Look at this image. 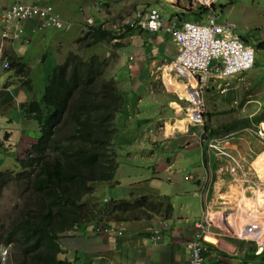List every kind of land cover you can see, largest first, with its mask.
I'll use <instances>...</instances> for the list:
<instances>
[{
  "label": "crops",
  "instance_id": "0c3cea01",
  "mask_svg": "<svg viewBox=\"0 0 264 264\" xmlns=\"http://www.w3.org/2000/svg\"><path fill=\"white\" fill-rule=\"evenodd\" d=\"M11 1L0 0V9L5 8ZM19 1L39 5L51 4L55 12L65 20L71 21L69 28L65 30L48 27L35 31L31 28L36 22L26 21L22 23L23 37H26L28 41L5 39L2 42L0 39V63L5 58H11L15 63L20 61L25 64V67L28 66L38 79L40 86L37 89L38 92L42 90L54 65L61 62L69 47H72L77 38L82 35L87 19L109 26L116 19L126 16L134 2V0ZM158 1L155 5L161 10L165 20L169 23H177L179 19L176 13L181 12L180 6L169 2L162 4V0ZM226 1L225 4H220L224 7L217 14L218 20L234 22L237 34L250 44L247 37H243L241 33L244 29L241 23L229 17L226 5L230 1ZM124 2H128V11L122 14L120 8ZM131 45L137 47V58L131 72L139 77L143 75V82L148 83L149 86V74L155 70L154 67L163 65L176 54V45L167 34L163 33H140ZM114 69L116 70V66ZM20 74L25 73L20 72ZM221 84L220 80L212 76L203 92L206 129L212 132V135H225V138L230 136L224 143L225 148L228 147L227 151L230 150L231 153L241 156L244 160L247 156L254 155L248 166L244 163L245 173H249L250 169L253 176L262 180L259 183V189L252 190L240 179H231L227 174H220L216 164H213L215 167L213 165L204 166L201 162V149L195 138H189L188 143L186 140L174 139L168 143L170 147L164 149V152L168 150L172 152L176 147L179 148L187 143V146L183 148L184 157L194 158V160L200 157L194 188L187 189L192 191L200 205L198 207L199 217L206 199L207 186H209L207 196L209 206L212 207L221 202L220 208L231 212L227 219L234 225L229 232H237L238 236H231L228 229L208 236L209 239L204 248V264H264L263 256L252 257L253 249H256L255 254H258L261 249L254 240L261 243L264 248V138L256 142L251 129L254 123L259 124L256 128L264 126V61L258 63L255 57L253 68L229 79V87L226 90H223ZM144 87L146 88L145 85ZM30 95L31 92L17 82L13 69L5 70L0 65V130L2 134L4 130L18 131V118L13 111L14 99L30 98ZM131 95L132 93L128 96L129 104L126 109L131 117L135 118V113L143 112L147 106L142 105L141 95L137 99V104H133L134 100ZM148 115L137 119L138 124L142 125L143 131L151 129L154 131V122ZM248 131L249 136H244ZM255 133L257 134L256 131ZM19 138L20 141L29 139L23 136ZM153 138L154 136L151 135V139ZM246 138L248 141L245 140ZM235 143H242V148L238 149ZM244 143L248 146L252 143L253 147H243ZM180 150L182 149H177L174 155H177ZM0 154H3L1 150ZM168 155L170 158L173 153ZM156 159H159L161 168L166 169L170 166L169 162L164 163V158L156 156ZM140 180L144 181V189L141 193L132 191L131 196L162 194L158 189L146 186L147 178H140ZM198 219L193 215L177 213L174 209L167 219L152 216L142 220L116 222V226L122 230L120 237L98 236L99 234L94 232L80 229L75 237H67L63 240L64 254L71 264H186L188 258L186 240L192 235ZM154 233L155 236L160 237L154 238Z\"/></svg>",
  "mask_w": 264,
  "mask_h": 264
},
{
  "label": "clouds",
  "instance_id": "9594fccd",
  "mask_svg": "<svg viewBox=\"0 0 264 264\" xmlns=\"http://www.w3.org/2000/svg\"><path fill=\"white\" fill-rule=\"evenodd\" d=\"M162 4L163 3H172V4H178L180 6V8H184V10H190V9H198V8H204L206 9V14L204 15L203 19H197V20H190L186 17L187 15V11L181 9V12H177L176 16L178 17L179 20H177V23H169L167 20H165V16L162 14L161 10L155 5L157 4L159 1L158 0H153V2H147L145 3L141 8H138L136 10H134L133 12H131L128 16H124V17H128L123 19L119 24H117L118 19H116L111 25L109 26H104L101 23V27L106 28L108 31L111 32V35L108 36V40L105 39H99L95 44L93 45H89L87 46V42H89L91 40V38L88 37L89 33H90V26L94 25L95 22L92 21V19H87L83 33L80 37L77 38V40L74 42V45L72 47H69V50L66 54V56L61 60V62H59L58 65H54V68L52 69L51 73L48 75L46 82L42 88V90L40 92L37 91V89L40 87L39 86V82L38 79L36 78V76L34 75V73L31 72V69L27 67H25V64L17 61L18 63L14 62V59L11 58H5L4 60L1 61L0 65L3 69L5 70H10L13 69L14 75L16 77L17 82L23 86L28 92H31L30 98H19V99H14L15 102H13L14 106H13V111L15 112L18 120V131L16 130H4L3 132V137L0 139L1 143H3V145L0 144V146L2 148H0V150L2 151L3 154H0L1 156V162H0V166L1 169L0 171H5V170H14L16 172H18L20 170V165L18 160H20V158L25 157V155L27 154V152L22 151V152H18L21 150V147H28L31 146L34 142L37 141L38 138L42 137L44 134V130L51 125V123L45 124L42 122V120L44 122H47V120H45V115L46 113L43 112L40 117L42 118V120H36L33 116L36 114H38V111L36 110V107H38L39 109L46 108V103L43 102V97L45 92L47 91V88L50 85H58L59 86V80L58 77L59 74H61L63 77L62 78H67L69 77L70 81H71V85L74 88H83L85 90V94L86 95H91L92 89L94 87H96L97 85H101L103 84L102 80H111L114 81L116 83V86L120 92V95L122 96V104L123 102H126L124 100L123 96H129L130 93H132L131 97L133 98V104H137V99L140 96L139 92L133 87L134 84L137 82H141L143 84V86H149L148 83H144L143 82V75L142 76H138V75H134L131 70H132V66L135 64L136 62V50L137 47L136 46H132L131 43L135 41L136 36L140 33L143 32H152V33H163V34H167V36L172 40V42L176 45V54L175 56L165 62L163 65H159L154 67L155 71L161 75V78L164 76H168L173 83H177L178 85H180L182 88H184L186 91L189 92L188 87L186 85V82L183 78L179 77L176 75V72L173 71L172 69V63L175 61L177 55L179 54V45L177 44V42L173 39L172 35L166 31L164 29V27H171V28H177L180 29L182 26V23L187 22V23H191V24H199V25H205L208 21V19L210 17H213L215 22L217 23H231L234 25L233 28V34L240 40V42L246 46L249 47L252 50V54H253V65L243 71V72H239V73H235L229 77L226 78H222L217 76L215 73L211 72L208 76L207 79L205 81L204 86L202 87V90L200 92V101H201V110H202V121L201 123H193L191 121V119H189V121L187 122V124H185V126L183 128H180L178 126H175L172 130L171 133L167 132V124H172L174 125V122L176 120V117H187L189 116V114L192 112L191 109H193L195 106L193 105V103L190 101V97H186L183 96L181 97L177 92H172L170 91L167 86L164 84L163 82V78L161 79L163 82V86L165 89V91L168 94H174L176 97V99L178 101H183L184 105L181 106L179 103H177L175 100L171 101L170 103H168V106L166 108L164 112H166L168 109L173 110L174 112V116L171 117L170 119V123H166V121L163 122L162 126H158V129L162 130L161 132V136H160V143L161 141H164V144L166 143L165 141L169 140L167 142V144L172 141L173 139H176L175 137V131L177 135H180V137H182L181 139H177V140H186L188 141L189 138H195L199 144V148L201 149V162L203 163L204 166H211L213 164L217 165V170H219L220 174H227L229 178L231 179H240L241 181L247 183L252 190H257L259 189V186L262 182V180H260L259 178L253 176V174L251 173L250 169H249V173H245V167L248 166V162H246L241 156L242 159H237L236 158V154L231 153L230 151H227L225 148L224 143L227 141V139L230 137L228 136V138H225V135L222 136H216V135H212V132H208L206 129V123H205V118H204V103H203V99H202V95L203 92L207 86V82L210 79V77H215L216 79L220 80L222 82L221 86L223 88V90H226L229 87V79H231L232 77L241 75L243 73H245L246 71H249L250 69L253 68L254 64H255V53L256 50L254 48V46L250 43H247L241 36H239L236 32V24L234 22L231 21H226V20H218L217 18V12L219 11L218 7H216V3L218 2V0H215L212 4H210L209 6H204L200 3H196L195 5L191 4V0H186L185 4H184V0H162ZM35 5L38 6L44 10L47 11V16L49 18H53L54 22H51L50 24H45L43 25L42 22L44 20V17H42V19L40 18H35V17H30V18H19L17 16H12L10 18H7V13L11 10L12 6L15 5ZM214 6V8H213ZM221 7H224V5H220ZM151 9H155L157 10V12L159 13V16L162 19V25L156 29V30H149L146 26H141L138 23L139 20V16H137L138 14H143ZM141 16V15H140ZM48 18V19H49ZM26 21H34L36 22L35 25L31 28L32 31H35L36 29H43V28H48V27H53L56 29H60V30H65L68 29L70 26V22L68 20H65L63 17L60 16V14H58L57 12H55L53 6L51 4L49 5H39L36 3H27V2H22L19 0H12L10 3H8V5L3 8L0 9V39L3 42V40L5 39H11V40H19V39H23L25 41H28V39L26 37H23L24 35V29H23V22ZM117 24V25H116ZM260 43H264L263 40H260L259 45L258 46H262V48L264 47V45H260ZM73 47H75V50H79L81 47L85 48L86 50H94L93 55H91L90 57L87 58H82L80 56H78L75 52H73ZM78 60V61H77ZM121 61H124L126 64V68H125V72L123 74V76H121V78H110L106 75H112V72H115L114 67ZM74 63V66L71 69V64ZM91 63V64H90ZM83 64V65H82ZM23 67H25V69H23ZM105 67L108 70H105ZM20 69V70H19ZM61 69V70H60ZM15 71L17 73H15ZM133 71V70H132ZM20 72H23L25 74H20ZM73 72H76L77 75H74ZM127 75V76H126ZM73 77H75L73 79ZM21 79H23V81H20ZM160 79V76H159ZM31 81H33V83H31ZM125 85H123V83H125ZM150 82V80H149ZM75 83V84H74ZM74 84V85H73ZM151 84V82H150ZM132 86V89H131ZM140 90V87H139ZM148 94V93H147ZM146 96V94H145ZM141 97L143 98L144 95H141ZM93 98V97H92ZM141 98V100H142ZM28 100H31L29 106H31V111L29 114H26L24 111V107L20 104V103H25ZM129 98L127 100V104H129ZM177 103L178 108H179V112L176 111V107H173L171 105V103ZM122 104L120 109L114 114V118H113V123H114V128H115V132L117 131V127H116V123H115V118H116V114L121 110L122 108ZM159 112V111H158ZM156 119L155 120H159L161 118H159V113H157ZM168 112L164 114V117H168ZM27 117V118H26ZM136 118V116H135ZM160 121V120H159ZM23 122V123H22ZM154 123H156L153 120ZM44 124V125H41ZM198 126V127H197ZM166 127V128H165ZM257 135L259 136V138H263L262 136H264V126L262 127H258L257 128ZM222 130H225L224 128H222ZM152 131V129H151ZM260 131V132H258ZM40 132L39 137L38 134ZM150 131H148L149 133ZM12 133L15 134V136L13 138H11ZM28 134L29 135V139H21L22 141H20V136L24 137V134ZM146 131H143V129H141V146L143 148L144 151L150 153L149 155L153 154V152H155V149L157 148V146H150V143L146 140H144L143 136L145 135ZM179 133V134H178ZM114 137V135H113ZM112 137V140H113ZM170 137V138H169ZM11 140V141H10ZM155 140V139H154ZM157 140V139H156ZM4 141V142H3ZM159 142V141H158ZM4 143H7L9 146H6ZM148 144V145H147ZM163 144V145H164ZM209 144L211 145H215L217 148H210ZM113 148L115 150V158H116V167L113 171V175L111 177V179L105 180V181H92L90 182L89 186H90V190L84 194L80 199L82 201V203L86 204V205H91V210L89 211L88 214V219L81 222L80 225L76 226L75 228H73L70 231H67L64 235H62L60 237V243L62 246V252L58 254V258L59 259H63L66 260L69 264H71L70 260L67 259V257L65 256V248H64V244H63V240L67 237H75V234L79 233L80 229H83L85 231H91L94 232L96 234H99L98 236H105V235H112L114 237H120L122 236V230L120 228H118V226H116V222L122 221H132V220H137V219H145V218H150L152 216L154 217H160L163 219H167L170 217V215L173 213L174 207L172 206V211L170 213V215L168 217L163 216L162 214H154L151 212L146 211L145 209H141L140 211H142L144 213L143 217H139L138 215H135L134 213H136L137 211H135L133 213V217H136L135 219H128V220H114L112 219V217L108 214H105L101 211V207L106 206V205H117V203L119 202V200L121 199H134V198H138L140 196H149V197H163V195H156V194H142V195H136V196H131V194H129L128 198H118V197H112L111 195L108 194V185H117L118 180L115 179V175L117 173V171L119 170V163H118V151L116 149V146L113 145ZM187 145L183 144L181 147H176L172 152L171 151H166L164 152V149L166 147H162V151L165 153H163V157L164 155L166 156V162H169L171 159L169 158L168 154L174 153L177 149H183L185 148ZM152 147V148H151ZM218 151H223L225 152V156L220 157L219 155H217L216 153ZM178 153V152H177ZM162 154V153H160ZM227 154V155H226ZM156 156H159L158 154L153 155L152 157L156 159ZM161 157V156H159ZM252 160V159H251ZM251 162V161H249ZM244 163L246 164V166L244 165ZM213 167H215L213 165ZM233 168L232 171L229 170V168ZM242 167V169H241ZM185 179H189V180H194L195 176H193L192 174L186 175ZM207 190V194H206V199L204 201L203 207H202V212L201 215L198 219V221L196 222L197 224L195 225V228H193V233L192 235L186 240V247H187V242L192 240L195 232L197 231V229L199 230L200 226L199 225H203L206 226V221L209 220L211 222L210 227L208 228L207 232H202V228H200L201 230V237H200V241L202 242L203 247L205 248V243L206 241L209 239L208 236L212 235L213 233H217L219 231H223L224 229H228V233L232 236H238L237 232L236 233H232L229 232V230L231 231V228L233 227L232 225H234V223L232 221H229L227 219V217L230 216L231 212L229 210H223L220 208V205L222 204L220 202V204H216L214 206H209L208 203V193H209V186H207L206 188ZM167 199L170 201L171 198L167 197ZM221 200V199H220ZM229 211V212H228ZM116 213H119V211H115ZM114 212V213H115ZM162 222H164V220H160ZM228 224V225H226ZM199 227V228H198ZM156 233V231H155ZM155 233L153 234L154 238H159V235L155 236ZM256 242V245L259 246L261 249L259 251L258 254H255L256 249H254V254L255 255H260L264 257V248L263 245L261 243H258L256 240H254ZM9 244L6 245H0V261L3 262L5 261L6 256L9 254ZM263 248V249H262ZM188 250V248H187ZM188 258H189V250H188ZM187 258V261H188ZM202 259H203V264H204V249L202 250ZM2 264V263H1ZM187 264V262H186Z\"/></svg>",
  "mask_w": 264,
  "mask_h": 264
},
{
  "label": "trees",
  "instance_id": "16d2710c",
  "mask_svg": "<svg viewBox=\"0 0 264 264\" xmlns=\"http://www.w3.org/2000/svg\"><path fill=\"white\" fill-rule=\"evenodd\" d=\"M186 11L190 20H202L206 14L204 8ZM110 35L101 23H94L86 45L108 40ZM57 77L59 86L50 85L44 94L46 108L36 107L38 114L33 116L42 120L40 115L45 112L47 122H42L51 125L18 160V172L0 171V187L10 178L16 182V197H23L12 219L5 227L0 225V245H12L18 251L16 264H69L58 258L62 252L59 239L88 219L92 206L80 198L90 190V182L111 179L116 167L113 118L122 104L116 83L103 79L88 96L83 88H74L69 77ZM142 208L166 217L172 211L166 196L121 199L117 205L101 207V211L114 220H128L135 219L133 213Z\"/></svg>",
  "mask_w": 264,
  "mask_h": 264
},
{
  "label": "rangeland",
  "instance_id": "374dc122",
  "mask_svg": "<svg viewBox=\"0 0 264 264\" xmlns=\"http://www.w3.org/2000/svg\"><path fill=\"white\" fill-rule=\"evenodd\" d=\"M148 1L153 2V0H139V1L134 0L130 12H128L126 15L128 16L134 10L141 8ZM229 1L232 4L231 5L229 3L226 5L227 6L226 10L228 11L229 17L236 19L241 23L242 27L244 28L241 30L243 37H247L248 41L254 46L256 50L255 53L256 61L258 63L263 62L264 48L258 45L260 40L264 41V0H229ZM185 2L186 0H184V4ZM226 2H227L226 0H218V2L216 3V7H218L219 9L217 14L223 10V7H221L220 4H225ZM103 6H105L104 3ZM181 9L184 10V8ZM126 11H128V2L127 3L124 2L123 6L120 8V12H122V14H124V12ZM128 17H124V16L120 17L117 21V24H119L123 19ZM186 17L189 16L186 15ZM72 50L82 58L90 57L91 55H93L92 52H94V50H89V49L86 50L85 48L82 47L79 50H75V47H73ZM125 68H126L125 62L121 61L116 65L115 72H112V75H106V76L114 79L121 78V76H123L125 72ZM105 70L108 69L105 67ZM10 73L12 72L10 71ZM162 78L160 74H158L155 70H152L149 74V79L151 82L150 86H146L145 88L141 82H137V81L134 84L133 87L139 92L140 95L146 94V96L142 98L141 102L142 105L146 104L147 106V109L143 110V112L139 111L135 113L136 118L134 117L132 118L129 111H127L126 106H127L128 97L123 96L126 102H123L121 110L116 114L115 123H116L117 131L114 134L112 140V144L116 146L119 156L118 163L120 167L115 175V179H117L118 182L117 185H108L107 187L109 191L108 194L111 195L113 198L114 197L128 198L129 194H131L132 191H137L138 193H141L142 190L144 189V181H141L140 178H147L146 186L148 187L152 186V188L158 189V191L162 193L161 195L170 197L171 200L169 202L171 205H173L177 213L183 215H189V216L193 215L199 218L198 207L200 205L197 202V199L193 196L192 191L187 190L190 187L194 188L195 179L194 180L185 179V176L189 174H192L193 176H197V171L200 165V157H198L196 160H194V158L186 159L184 157L183 149H182L178 152L177 155L170 156L171 159L170 166L167 167L166 169L161 168L159 166L160 163L159 159H155L152 157L155 154H158L159 156L163 157L164 152L162 151V147H166L165 149H169L168 148L170 147L169 144L167 143L164 144V141L163 142L161 141L160 143V136L162 130L161 128L159 130L158 126L159 127L162 126L164 121H166V123H170L169 121L171 117L174 116V112L171 109H168L166 112L163 113V111L166 110L168 103L174 101L176 99L175 98L176 96L174 94L169 95L165 91V89H163L164 86L161 80ZM20 81H23V79H21ZM31 83H33V81H31ZM125 84L126 82L123 83V85ZM166 86L168 87V89H170V91L175 92L167 84ZM148 91H151V93L147 94ZM175 101L179 103L181 106L184 105L183 101H178L177 99ZM30 102L31 100H28L25 103H20L24 107V111L26 114H29L31 111V106H29ZM177 107H176V111L179 112V108ZM167 112L169 116L164 117V114ZM157 113H159V118H161L159 119L160 121L155 120L156 119L155 115H157ZM147 114H149L148 116L152 117L151 121L154 120L156 122L154 123V131L150 130L149 133L148 131H146L145 135L143 136L144 140L147 139L148 136L146 142L148 141L150 143V146L152 147L157 146L155 152H153V154L151 155H149L151 152L148 153L143 150L141 143L139 141L141 140L142 125L138 124L137 119H140ZM176 118L181 119L184 117L180 116ZM168 125H167V130L171 129L170 131H172L173 128L175 127L174 126L173 128H170L168 127ZM258 125H259L258 123H254V125L251 128L252 131L254 132V133L252 132V134L254 135L256 142L257 140L260 141L262 140L255 133V131L257 132L258 130L256 128ZM176 132L177 131L174 132L176 139H181L182 137L179 138L180 135H177ZM249 133H250L249 131L246 132L244 136H249ZM39 135L40 132L37 137H39ZM151 135L154 136L153 139H151ZM14 136L15 134L12 133L11 138H13ZM2 137H3L2 130H0V139ZM24 137L29 138V135L25 133ZM262 137L264 138V136ZM245 140L248 141L247 138ZM186 142L188 143V141ZM4 144L6 146H9L7 143ZM249 144L250 146L244 143L243 147L246 146L252 148L253 147L252 143ZM1 145H3V143H1ZM235 145L237 146L238 149L242 148V143H237V144L235 143ZM260 145L262 147V143ZM30 150H31L30 146L26 148L21 147V150L18 152H22V151L28 152ZM252 156L254 155L252 154L251 156H247L245 158V161L249 163V161L252 159ZM236 158L242 159L238 155H236ZM1 159L2 158L0 156V162ZM165 159L166 156L164 155V163L166 164ZM17 193H18L17 186L14 180L7 178L6 180L3 181L0 187V225L3 224L4 227L7 224V222L11 220L12 217L14 216L17 206H19L23 201V197H16ZM134 214L138 215L139 217L144 216V213L142 211H137ZM17 253L18 251L14 250L13 246L10 245L9 254L6 256L5 261L3 262L0 261V264L1 263L16 264L14 260V255H16Z\"/></svg>",
  "mask_w": 264,
  "mask_h": 264
},
{
  "label": "built area",
  "instance_id": "2783aa9c",
  "mask_svg": "<svg viewBox=\"0 0 264 264\" xmlns=\"http://www.w3.org/2000/svg\"><path fill=\"white\" fill-rule=\"evenodd\" d=\"M215 0H191V4L200 3L209 6ZM19 18L44 17L43 25L54 22L47 16V11L35 5H15L7 13V18L12 16ZM141 15V16H140ZM138 14V23L149 30H156L162 25V19L155 9L143 14ZM49 18V19H48ZM234 25L231 23H217L210 17L205 25L184 22L180 29L164 27L179 45V54L172 63V69L176 75L183 78L190 91V101L195 106L189 114L193 123H201L202 110L200 92L205 84L207 76L213 72L217 76L226 78L235 73L243 72L253 65V54L249 47L244 46L233 34ZM260 132V131H258ZM210 148H217L209 144ZM220 157L225 152L216 153ZM227 155V154H226ZM232 167L229 168L232 171ZM211 222L206 221V226H200L202 232H207ZM199 228V227H198ZM197 229L193 239L187 242L189 258L187 264H203L200 241L201 230Z\"/></svg>",
  "mask_w": 264,
  "mask_h": 264
},
{
  "label": "bare ground",
  "instance_id": "6f19581e",
  "mask_svg": "<svg viewBox=\"0 0 264 264\" xmlns=\"http://www.w3.org/2000/svg\"><path fill=\"white\" fill-rule=\"evenodd\" d=\"M163 82H164V84L166 85H168L169 87H171L172 89H173V91H175V92H177L181 97H183V96H186V97H190V94H189V92L188 91H186L184 88H182L180 85H178L177 83H173L172 82V80L168 77V76H164L163 77ZM168 88V87H167ZM170 90V89H169ZM172 105H173V107H177L178 105H177V103H174V102H172ZM178 108V107H177ZM191 110H193V109H191ZM191 117L190 116H187V117H184V118H181V119H179V118H176V120H175V122H174V125H172V124H170V125H168V127H170V128H173L174 126H178V127H180V128H183L184 126H185V124H187V122L189 121V119H190ZM169 130V129H168ZM167 130V132L169 133V131L171 130H169L168 131ZM172 131H170V133H171ZM239 204V203H238ZM242 204H244V203H242ZM249 204V203H248ZM256 204V203H255ZM254 212V211H253ZM251 216H253V215H251ZM258 221V220H257Z\"/></svg>",
  "mask_w": 264,
  "mask_h": 264
}]
</instances>
